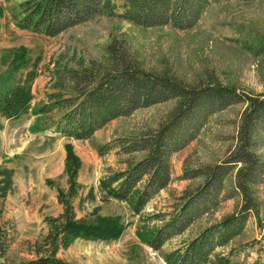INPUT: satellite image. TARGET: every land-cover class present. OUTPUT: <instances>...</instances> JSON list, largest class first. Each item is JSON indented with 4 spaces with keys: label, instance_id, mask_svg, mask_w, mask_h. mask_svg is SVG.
I'll list each match as a JSON object with an SVG mask.
<instances>
[{
    "label": "rangeland",
    "instance_id": "obj_1",
    "mask_svg": "<svg viewBox=\"0 0 264 264\" xmlns=\"http://www.w3.org/2000/svg\"><path fill=\"white\" fill-rule=\"evenodd\" d=\"M25 1L0 0V75L15 81L33 72L28 112L14 119L0 118V243L8 245L7 259H33L39 244L71 264H166V253L231 214L239 203L237 198L221 199L158 251L144 243L163 223L156 215L166 217L185 188L194 190L202 184L201 178L181 179L184 171L218 164L227 156L245 104L233 103L207 113L193 139L170 155L167 187L139 214L132 212V199L118 202L98 193L99 182L122 171L121 160L126 158L104 145L117 137H141L148 129L157 131L166 123L173 101L138 108L105 124L86 140L67 139L55 131L59 110L44 114L38 109L50 103L53 92L68 96L71 82L65 78L70 69L79 70L95 61L104 71L108 66L106 47L113 39L147 73L173 75L198 89L215 80L235 88L238 94L264 96V53H259L264 44V0H209L196 20L183 29L170 24L136 26L101 14L54 37L15 26L19 4ZM111 1L117 12L126 2ZM60 78H64L62 88L57 86ZM66 144L79 160L75 173L66 167ZM252 151L264 162L263 132H257ZM233 175L234 171L225 188H231ZM140 188L142 183L136 187ZM252 189L264 223V176ZM115 216L123 227L117 238L78 237L62 246L66 221L94 225L100 218ZM262 232L250 216L239 235L214 249L208 264H218L220 258H228L230 264L264 263Z\"/></svg>",
    "mask_w": 264,
    "mask_h": 264
},
{
    "label": "trees",
    "instance_id": "obj_2",
    "mask_svg": "<svg viewBox=\"0 0 264 264\" xmlns=\"http://www.w3.org/2000/svg\"><path fill=\"white\" fill-rule=\"evenodd\" d=\"M208 1L126 0L122 11L117 12L111 0H26L19 4L20 12L14 24L21 30L54 37L105 14L136 26L170 24L183 29L196 20ZM259 53H264V44ZM106 55L108 66L103 67L104 71L95 61L82 65L79 70L70 69L68 79L65 78L71 82L68 96L53 92L49 96L50 103L38 109L44 114L52 110L61 112L55 127L57 133L67 139L86 140L105 124L129 116L138 108L166 101H173L174 106L166 123L157 131L150 133L148 129L141 137H117L104 145L108 150H115L118 157L126 158L121 160L124 164L122 171L99 182L98 193L118 202L132 199V212L139 214L155 194L167 187L170 155L193 139L207 113L233 103H244L233 136L234 144L227 156L218 164L184 171L181 179L201 178L202 184L194 190L190 186L185 188L166 217L156 215L155 219L163 223L149 233L144 243L155 251L160 250L166 241L183 234L202 215L212 211L221 199L237 198L239 203L231 214L166 253V264H208L214 249L227 245L239 235L250 216L255 217L257 226L264 231L260 205L252 189L253 185L263 181L264 176V162L252 151L257 132L264 133V96L238 94L235 88L221 86L215 80L198 89L183 84L173 75L147 73L116 39L106 47ZM32 77L33 72H26L21 78L9 81V76L0 75V118L14 119L28 112L33 98ZM63 80L57 81L58 87H63ZM65 149L66 167L75 173L79 160L70 144H66ZM233 171L231 188H225L224 183ZM140 183L142 188L136 189ZM122 229L116 216L100 218L99 224L94 225L66 221L61 243L66 247L78 237L114 239ZM261 241H264V232ZM37 245L33 250L35 258L9 261L6 256L8 245L0 243V264H71ZM218 264H230V260L220 258Z\"/></svg>",
    "mask_w": 264,
    "mask_h": 264
}]
</instances>
